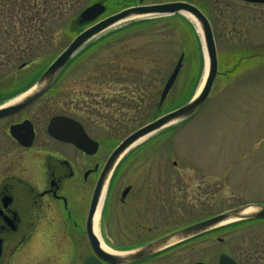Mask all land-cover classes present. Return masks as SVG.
<instances>
[{"label":"rangeland","instance_id":"obj_1","mask_svg":"<svg viewBox=\"0 0 264 264\" xmlns=\"http://www.w3.org/2000/svg\"><path fill=\"white\" fill-rule=\"evenodd\" d=\"M28 1L0 0V80L6 81L0 87L4 95L29 86L77 34L90 26L78 23L81 11L89 5L104 3L105 16L132 1H188L198 6L213 28L220 73L233 70L217 77L209 98L193 117L138 144L151 141L147 149L151 154L145 158L149 167L185 169L183 173L188 176L184 183L193 184V188L180 192L167 191L168 226L179 228L201 216L264 201V5L239 0H47L40 8L35 6V11L33 6L39 2ZM25 10L29 19L19 21L17 14ZM179 15L186 20L150 14L107 28L75 54L71 66L54 86L55 91L42 103L56 105L58 112L89 116L91 128L107 139L111 134L108 131L118 125L123 138L181 107L205 81L208 58L194 22ZM144 20L156 22L129 28L108 42L95 44L114 31ZM6 28L18 32L9 39L3 34ZM182 54V70L164 104L158 107L162 90ZM34 56L35 60L29 62ZM24 63L27 65L21 68ZM137 154L133 153L132 159ZM167 170L166 176L171 177L173 171ZM200 177L217 184L213 191L217 198L203 200L201 193L194 192L195 180ZM167 184L171 183L166 181V189ZM259 227L264 232V224ZM241 232L235 230L233 248L228 246V230L218 235L225 239L224 244L218 243L214 235L198 237L176 250L171 262L219 264L218 255L228 253L240 264L245 259L259 264L246 254ZM262 240L264 248L263 236Z\"/></svg>","mask_w":264,"mask_h":264},{"label":"flooded vegetation","instance_id":"obj_2","mask_svg":"<svg viewBox=\"0 0 264 264\" xmlns=\"http://www.w3.org/2000/svg\"><path fill=\"white\" fill-rule=\"evenodd\" d=\"M131 3L122 9L149 5L143 1ZM5 82L0 80V86ZM56 83L57 80L42 97L25 107L19 105L28 92L27 86L14 88L6 95L0 87V264H172L174 252L198 237L214 235L218 243L224 244L225 239L218 235L228 230V246L235 247L236 229L242 230L248 257L264 264V232L259 227L264 218L209 230L133 261H111L107 254L142 251L172 232L226 210L201 216L179 228L168 226L167 191L180 192L193 188V184L184 183L188 176L183 173L185 169L149 167V160L145 159L151 154L147 150L151 142L148 139L117 162L100 201L101 217L96 233L94 223L91 229V208L108 161L123 140L140 127L121 138L118 125L108 131L110 138L101 137L89 125V116L74 111L58 112L56 105L42 103L55 91ZM73 134L92 139L93 143H88L90 149L85 150L64 136ZM137 151L136 159H132ZM166 170L174 174L167 177ZM166 181L171 183L167 184L168 189ZM195 181L194 192L201 193L203 200L217 198L213 192L216 183L203 181L201 177ZM243 264L254 263L245 259Z\"/></svg>","mask_w":264,"mask_h":264},{"label":"water","instance_id":"obj_3","mask_svg":"<svg viewBox=\"0 0 264 264\" xmlns=\"http://www.w3.org/2000/svg\"><path fill=\"white\" fill-rule=\"evenodd\" d=\"M243 1L250 3L264 4V0H243ZM105 11H106V6L104 4L96 3L85 9L80 14L78 23L80 25H83L85 23L91 22L96 18H98L100 15H102ZM176 13L191 14L201 22V27L203 30L204 47L206 49V56L208 58V73L206 80L203 86L201 87V89L193 96V98L190 101H188L183 106L159 117L158 119L147 124L146 126L138 129L137 131L129 135L114 150V152L110 157V160L108 161V164L102 176V180L100 181L99 187L97 188L92 203L91 216H90L91 229H92V224L94 223L96 212L100 205V201L102 200L104 190L106 189V186L110 179V175L113 172L119 159L133 146H135L145 138L151 136L152 134L174 123L182 122L191 118L193 115L197 113L199 108L209 98L214 86V82L218 76V53H217V46H216L214 32L208 17L195 5L183 1L155 4L149 6H136L125 9L87 28L86 30L81 32L77 37H75V39L71 42V44L49 65V67L45 70V72L37 81V83L34 86H32L27 92V94L24 95L23 98L21 99V104L19 106H23V107L36 102L40 97H42L48 91V89L52 86L54 81L65 69L69 61L74 57V55L79 50H81L85 46V44H87L92 38L96 37L97 35L105 31L107 28L113 26L114 24L129 18H133L135 16H144L150 14L174 15ZM183 59H184V55L180 57L177 66L175 67L173 73L171 74L165 85V88L163 89L160 99V106L164 103L170 90L175 84V81L183 66ZM11 109H15V107H12ZM64 136L66 138H69V140L73 141L76 145H78L79 147L85 150L90 149L88 144L89 142L93 143V141L89 140L88 137L82 138L74 134L69 136L67 135ZM249 209L252 210L250 213L243 214L244 211H247ZM257 218H264V205H246L237 209L230 210L219 216L213 217L201 223H197L185 229L178 230L172 234L167 235L165 238L150 244L142 251L131 252L130 254H126V255H113V254H107V255L111 259V261L117 263L133 261L138 258H141L142 256L152 253L156 249H159L164 246L168 247L176 242L190 239L194 236L200 235L204 232L218 228L225 224H230L241 220L257 219ZM219 262L220 264H237L232 258H230L228 255L225 254H221L219 256ZM197 264H204V263L199 262Z\"/></svg>","mask_w":264,"mask_h":264},{"label":"trees","instance_id":"obj_4","mask_svg":"<svg viewBox=\"0 0 264 264\" xmlns=\"http://www.w3.org/2000/svg\"><path fill=\"white\" fill-rule=\"evenodd\" d=\"M27 1V0H26ZM30 4H31V2H35V4L36 3H38L39 2V4L38 5H34L33 7V10H35L36 11V7L37 8H40V6L41 5H44V4H47L48 3V1L47 0H30V1H28ZM30 4H29V6H30ZM9 5V4H8ZM21 6V5H20ZM28 6V7H29ZM36 6V7H35ZM21 10V9H20ZM41 10V9H40ZM19 12V11H18ZM19 14H21V15H19ZM18 15V20L19 21H22V19L23 20H25V21H27L29 18H28V14H27V10H25V12H21V13H18L17 14ZM181 16L179 15V14H176V15H174L173 17H171V18H180ZM182 19H184V20H186L184 17H181ZM153 22H156V21H149V20H144V21H137L136 23H132V25H130L129 27H126V29L125 28H123V29H119V30H117V31H114L113 33H111V34H109V35H107V36H105V37H103V40L102 41H99L98 43H95V44H99V43H101V42H108L110 39H113V38H115L116 36L118 37L120 34H122L123 32H125V30H127V29H129V28H135V27H140V26H145L147 23H153ZM14 25H16V24H14ZM13 25V26H14ZM3 28V27H2ZM14 29H12V30H9V29H4V32H3V34H5L6 36H7V38H11V35H12V33H16V32H18V31H14ZM8 47H10V46H8ZM88 50V48L86 49V51ZM33 53H31V56H33L32 55ZM26 56H27V54H26ZM35 56L34 57H30V61L29 62H31V61H33V60H35ZM71 66V65H70ZM69 66V67H70ZM68 67V68H69ZM233 70V69H232ZM232 70H228V71H226L225 73H220V75H227L229 72H231ZM193 95V94H192ZM192 95L190 96V98L192 97ZM189 98V99H190Z\"/></svg>","mask_w":264,"mask_h":264},{"label":"bare ground","instance_id":"obj_5","mask_svg":"<svg viewBox=\"0 0 264 264\" xmlns=\"http://www.w3.org/2000/svg\"><path fill=\"white\" fill-rule=\"evenodd\" d=\"M185 16H187L191 21L194 22V24L196 25V29H197L198 33L201 35L202 40L204 42V39H203V30H202V27H201V22L196 17H194L191 14L186 13ZM133 18H135V17H133ZM130 19H132V18H130ZM121 22H123V21H121ZM121 22H118V24L121 23ZM251 211L252 210L249 209L247 211H244L243 214L250 213ZM100 217H101V203H100V205L98 207V210L96 212L95 219H94V228H95L96 233H99V221H100Z\"/></svg>","mask_w":264,"mask_h":264}]
</instances>
